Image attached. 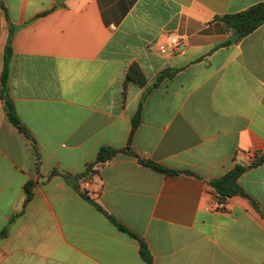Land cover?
<instances>
[{"label": "crops", "instance_id": "crops-1", "mask_svg": "<svg viewBox=\"0 0 264 264\" xmlns=\"http://www.w3.org/2000/svg\"><path fill=\"white\" fill-rule=\"evenodd\" d=\"M1 2L0 264H264V162L240 177L247 196L210 185L264 154V23L233 43L219 19L264 0ZM10 25L6 93L28 135L1 98ZM135 65L143 84L127 78ZM102 147L123 152L77 185L138 238L49 177L85 174Z\"/></svg>", "mask_w": 264, "mask_h": 264}, {"label": "trees", "instance_id": "trees-1", "mask_svg": "<svg viewBox=\"0 0 264 264\" xmlns=\"http://www.w3.org/2000/svg\"><path fill=\"white\" fill-rule=\"evenodd\" d=\"M0 6L2 10L5 13L6 19L10 22V18L7 13V8L5 7L4 3H0ZM219 19L226 25L227 29L232 31L233 33H241V37L239 38L238 41H240L242 38L245 36H248L249 34L253 33L258 27H260L264 23V3H260L257 5H254L247 10L234 14V15H225L222 17H219ZM15 33V28L13 25H10V34L9 38L5 47V54H4V67L2 71V76H1V98L5 102V108L7 111V116L8 120L20 131L26 133L28 135V131L25 128V126L22 124L20 121L16 110L15 106L10 98V96L6 93L8 90V83L10 80L11 76V62H12V38ZM231 41H228V44H230ZM173 73L171 72H164L162 75L158 77L159 80H162L167 77H171ZM128 80L133 81L137 84H143L146 81L145 75L143 72L140 70L138 66H132L128 72L127 75ZM141 110L142 107L139 108L137 115L133 118V129H132V134L129 139V145L131 144L134 132L136 128L138 127L140 121H141ZM33 142L34 139H32ZM126 152H130L131 155L135 156L136 158L139 159L140 163L143 164L144 166L157 171L159 173L163 174H179V171L171 170L168 169L164 166H162L159 163H156L151 160L143 159L140 158L137 154L133 153L132 151L125 150ZM120 152H123L121 150L114 149L112 147H102L98 153L97 159L89 165L87 168V171L85 174L82 175H71V174H66L62 173L59 170H53L49 177L55 176V175H60L64 177L68 182L72 184V186L79 190V187L77 185V181L94 172L95 167L104 165L105 163L111 161L113 158H115ZM264 162V154L257 158L254 163L251 165H246V164H237L235 168L232 170L228 171L226 174H224L221 178L210 181V185L214 188L217 197L220 200H227L229 198H232L234 196H247L245 191L243 190L242 186L240 185V177L243 175V173L251 166L258 165ZM33 188H34V182L30 181L25 185L24 188V193H25V200L24 204L29 202L32 199L33 196ZM80 191V190H79ZM82 196L90 201L94 206L103 212L108 218L112 221V223L121 231L126 232L130 234L134 238H138V236L131 230H129L127 227L122 225L121 223L117 222L112 216H110L106 211L103 210V208L96 203L94 200H92L87 192L80 191ZM257 207V206H256ZM258 208V207H257ZM12 220L8 223V225L0 232V238H3L8 235L10 226H11ZM142 256L144 259L147 261L151 260V254L148 249H145L144 246L145 244L142 242Z\"/></svg>", "mask_w": 264, "mask_h": 264}, {"label": "built area", "instance_id": "built-area-1", "mask_svg": "<svg viewBox=\"0 0 264 264\" xmlns=\"http://www.w3.org/2000/svg\"><path fill=\"white\" fill-rule=\"evenodd\" d=\"M159 49L163 53L167 52V48L165 46H160ZM84 185L85 188L88 189L90 187V181L87 180Z\"/></svg>", "mask_w": 264, "mask_h": 264}, {"label": "water", "instance_id": "water-1", "mask_svg": "<svg viewBox=\"0 0 264 264\" xmlns=\"http://www.w3.org/2000/svg\"><path fill=\"white\" fill-rule=\"evenodd\" d=\"M241 37V33H235L232 37H231V41L233 43L237 42V40Z\"/></svg>", "mask_w": 264, "mask_h": 264}]
</instances>
